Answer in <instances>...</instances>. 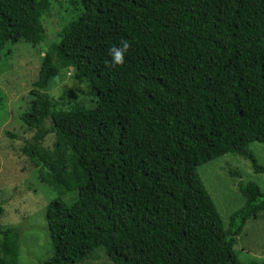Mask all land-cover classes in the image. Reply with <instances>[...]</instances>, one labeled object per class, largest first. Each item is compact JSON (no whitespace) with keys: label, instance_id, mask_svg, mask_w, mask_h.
Here are the masks:
<instances>
[{"label":"trees","instance_id":"obj_1","mask_svg":"<svg viewBox=\"0 0 264 264\" xmlns=\"http://www.w3.org/2000/svg\"><path fill=\"white\" fill-rule=\"evenodd\" d=\"M78 4L45 43L49 0H0V55L46 45L19 116L32 133L21 154L56 194L44 215L52 254L37 264H81L97 249L110 264H264L234 250L246 222L264 219V191L240 184L225 225L197 172L233 155L264 173L249 148L264 147V0ZM121 41L124 62L111 65ZM66 70L88 106L49 96ZM0 236V264H18L17 233Z\"/></svg>","mask_w":264,"mask_h":264},{"label":"rangeland","instance_id":"obj_2","mask_svg":"<svg viewBox=\"0 0 264 264\" xmlns=\"http://www.w3.org/2000/svg\"><path fill=\"white\" fill-rule=\"evenodd\" d=\"M80 11L78 0H49V9L41 17L45 43L57 42L61 29ZM45 50V44L32 46L20 41L10 44L0 55V204L3 209L0 230L8 228L17 233L18 264H37L52 254L44 215L56 194L42 183L35 168L21 154L24 142L32 133L19 120L29 105L31 84L37 78ZM65 72L51 85L49 96L59 99L73 93L88 106L90 101L78 92L86 85L74 81L70 70ZM68 100L64 98V103ZM54 141L50 134L42 144L52 147ZM249 148L257 164L264 169V147L251 143ZM197 172L225 225L228 217L243 206L244 201L238 193L240 184L251 182L264 191V173H255L249 162L237 156L217 158L198 167ZM234 250L241 263L264 262V219L261 216L246 222L235 240ZM81 264L110 263L101 249H97Z\"/></svg>","mask_w":264,"mask_h":264},{"label":"clouds","instance_id":"obj_3","mask_svg":"<svg viewBox=\"0 0 264 264\" xmlns=\"http://www.w3.org/2000/svg\"><path fill=\"white\" fill-rule=\"evenodd\" d=\"M128 47L127 41H121L119 46H113L108 49L111 65H120L124 62V55Z\"/></svg>","mask_w":264,"mask_h":264}]
</instances>
